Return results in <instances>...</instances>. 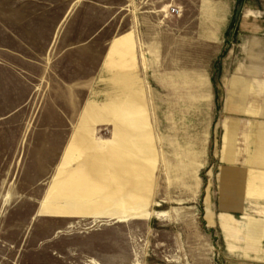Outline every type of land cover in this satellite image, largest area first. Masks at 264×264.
<instances>
[{"label": "rangeland", "instance_id": "1", "mask_svg": "<svg viewBox=\"0 0 264 264\" xmlns=\"http://www.w3.org/2000/svg\"><path fill=\"white\" fill-rule=\"evenodd\" d=\"M197 1L0 0V264H233L224 214L258 243L217 200L219 50L176 42Z\"/></svg>", "mask_w": 264, "mask_h": 264}, {"label": "crops", "instance_id": "2", "mask_svg": "<svg viewBox=\"0 0 264 264\" xmlns=\"http://www.w3.org/2000/svg\"><path fill=\"white\" fill-rule=\"evenodd\" d=\"M171 15L179 23H187L185 14L169 12ZM194 25L193 36L185 33L176 38L179 50L186 54L188 40L194 41L196 51H202L204 43L219 50L214 70L218 85L211 86L219 111L213 119L227 121L228 129L222 128L216 149L220 163L217 200L222 207L226 201L259 202L262 206L258 214H248L252 217L249 220L243 215V232L252 239L258 236L257 244L246 239L232 240L238 221L231 215H221L226 247L239 257L233 264H264V0H198ZM207 25L212 27L208 29ZM149 40L145 32L124 36L114 42L108 60L113 49L118 48L121 55L116 67L129 65L134 41L148 47ZM162 40L170 47V34H163ZM124 98L125 104L135 102L132 94ZM227 205L228 210L239 208L237 203Z\"/></svg>", "mask_w": 264, "mask_h": 264}, {"label": "bare ground", "instance_id": "3", "mask_svg": "<svg viewBox=\"0 0 264 264\" xmlns=\"http://www.w3.org/2000/svg\"><path fill=\"white\" fill-rule=\"evenodd\" d=\"M120 205L123 207L124 212H128L129 210H132V209H138L141 211L142 209L145 210V207H146L145 205H137L136 207H128L127 204H125L123 201L120 202Z\"/></svg>", "mask_w": 264, "mask_h": 264}, {"label": "built area", "instance_id": "4", "mask_svg": "<svg viewBox=\"0 0 264 264\" xmlns=\"http://www.w3.org/2000/svg\"><path fill=\"white\" fill-rule=\"evenodd\" d=\"M171 11H172L173 13H176V14L179 13L178 9H176V8H172Z\"/></svg>", "mask_w": 264, "mask_h": 264}]
</instances>
